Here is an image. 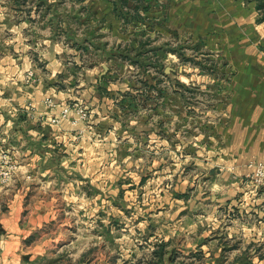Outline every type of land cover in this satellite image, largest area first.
I'll return each mask as SVG.
<instances>
[{
  "label": "crops",
  "instance_id": "0c3cea01",
  "mask_svg": "<svg viewBox=\"0 0 264 264\" xmlns=\"http://www.w3.org/2000/svg\"><path fill=\"white\" fill-rule=\"evenodd\" d=\"M158 1L155 2L157 7L150 5L146 13L139 12L146 18L145 25L163 34L165 44L168 42L166 36L169 39L172 33L181 42L183 36H186V41L191 39L196 43H209L219 51L222 48L225 57L231 61V66L225 69L231 78L226 110L222 119L212 118L213 128L216 129L219 123L220 131H217V136L213 134L211 137L213 144L214 139L219 140V152H214L216 144L207 147L205 152L199 151V154L211 157L201 162L202 165L208 160L214 163L209 168L210 173H216L217 168L222 166L219 168L222 170L221 177L214 183L216 188L213 191L217 194L209 198L216 205V208L212 207V220L219 215L227 217L228 222L224 223L226 228L220 227V223L215 226L214 222L213 225L209 223L208 227L191 226L185 230L186 233L179 232L182 228H177L174 232L169 231L168 236L164 233V238L160 237L162 242L158 244L155 242L159 237L157 231L148 223L149 226H139L130 234H136V238L142 237L144 242L139 241V246H128L123 233L125 230L120 225L125 220L124 211L117 210L119 197L115 199L116 207L112 206L110 211H107L105 201H100L103 197L95 199V206L99 202L101 206L93 209L90 197L86 194L55 195L45 182L35 181L32 183L41 188L37 195L29 189L30 184L24 183L21 186L22 189L25 186L21 189L24 194H0V264H264V184L258 185L254 180L246 178L253 172L249 164L264 163V20H261L257 1ZM5 43L4 40L6 51L18 49L20 63L18 68L12 70L9 63L13 62L11 52L5 54L2 62L0 142H9L26 160L37 157L35 163L44 170L45 176L50 166L53 170L57 168L68 171L72 166H77L83 171L82 179L93 186L101 184L99 179H93L91 175L92 170L101 168L95 161L100 159L99 156L104 158L108 148L109 151L117 150L116 141L128 138L123 128L124 120L119 114L125 104L119 93L122 89L113 88L109 75L101 74L95 84L78 92L76 97L83 96L84 101L96 110L95 119L91 120L94 131L87 130L85 122L74 126L78 118L75 114L61 123H45L38 118L19 116L16 112L8 115L13 112L12 109L16 111V108L21 112L26 103L24 92H30L23 82V72L28 64L25 62L26 57L32 56L34 62L43 59L40 66L56 76L60 77L63 73L50 70L57 58H60L59 52L48 58L50 54L43 51L30 53L20 39L12 45ZM119 47H116L117 50ZM79 58L84 63V57L79 55ZM78 62H75V67L81 64ZM38 64L36 67L40 70ZM52 80L54 84L57 81L51 79L47 81L48 84ZM12 85L15 90L13 93ZM57 86H52L56 91L46 83H41L35 89L36 96H31V99L40 112L50 110L40 105L48 95L44 93L45 89L63 98V94L58 91L63 92L68 86ZM75 86L72 87L74 90ZM91 93L92 98H99H93L94 103H90V97L87 96ZM166 119L163 116L149 133L154 141L163 139L164 147L171 138H176L167 129ZM141 125L139 123V129ZM18 126L19 129L13 131ZM28 126L32 131H28ZM83 131L84 137L80 140L77 137ZM47 191L51 194H47ZM175 193L184 197L181 192ZM120 197L124 198L123 193ZM205 200L199 195L194 204ZM75 220L79 221L78 224H74ZM182 233H185L184 243H175V237ZM65 235H68V240ZM94 241L99 244H93ZM98 250H104L105 255L97 256Z\"/></svg>",
  "mask_w": 264,
  "mask_h": 264
},
{
  "label": "rangeland",
  "instance_id": "374dc122",
  "mask_svg": "<svg viewBox=\"0 0 264 264\" xmlns=\"http://www.w3.org/2000/svg\"><path fill=\"white\" fill-rule=\"evenodd\" d=\"M156 1L0 0V72L3 70L5 54L11 52L4 49L3 41L12 45L20 39L30 53L43 51L50 54V58L59 52L60 58L50 70L63 73L60 77L56 76L40 66L43 59L34 62L32 56L26 57L25 62L28 64L23 72V82L30 92H24L26 103L21 112L14 106L16 111L12 109L13 112L8 115L16 112L19 116L38 118L45 123H61L75 114L78 118L74 126L85 122L87 130L94 131L91 120L95 119L96 110L84 101L83 96H76L104 74L109 75L113 88L122 89L119 93L125 104L119 114L124 120L123 128L128 136L116 141L117 150L109 151L108 148L105 157L99 156L100 159L95 161L101 168L92 170L91 175L102 182L94 185L102 189L99 191L82 179L81 168L72 166L68 171L53 170L50 166L45 176L44 170L35 163L37 157L26 160L19 155L18 149L2 140L0 194L17 196L25 188H21L24 183L30 184L29 189L37 195L41 188L32 182H45L55 195L86 194L90 197L93 209L101 206V202L95 206V199L103 197L105 200L101 198L100 201H105L107 211L112 209L115 199L119 197L117 210L124 211L125 217L120 225L125 230L123 233L127 245L132 244L133 247L139 246V241L144 242L142 237L130 235L139 226L144 228L153 225L159 236L155 239L158 244L162 242L160 237L164 238V233L168 236L169 231L174 232L177 228H182L179 232L186 233L185 230L191 226L208 227L213 222L215 226L220 223V227L226 228L224 223L228 222L227 217L219 215L212 220V207L216 208V205L209 198L217 194L213 191L216 188L214 183L221 177L222 170L219 168L222 166L217 168V174L210 173L209 168L214 163L208 160L206 163H210L204 162L202 165V159L211 157L203 156L199 151L205 152L207 147L216 144L214 152H219V140L214 139L213 144L211 138L220 131L219 123L215 125L216 129L213 128L212 118L222 119L226 110L231 78L225 69L231 66V61L225 57L222 48L219 51L209 43H196L191 39L186 41V36L181 42L172 33L169 39L166 36L168 42L165 44L163 34L145 25L146 18L140 15V12L146 13L148 6L155 5ZM260 14L262 19L264 11ZM11 54L13 62L9 63L13 70L20 63L18 49H14ZM79 55L84 57V63L80 61ZM75 62L81 64L75 67ZM37 63L40 70L36 67ZM51 79H57L55 84L54 80L48 84L47 81ZM41 83L49 87H58L57 84L68 86L65 91H58L63 94V98L50 94V90H44L48 95L40 105L49 108L48 112H40L31 99V96H36L35 89ZM2 86L0 78L1 90ZM74 86L75 90L72 88ZM55 87L52 88L56 90ZM14 91L12 85L11 92ZM91 95H87L90 103H94L93 98L99 99ZM163 116L168 118L165 120L167 129L176 135L166 147L163 139L154 141L149 137L152 126ZM139 123L143 124L141 129ZM18 129L19 126L13 131ZM83 137L84 131L77 138L81 140ZM246 178L253 180V172ZM175 192H181L184 197L177 196ZM46 193L51 194L49 191ZM122 193L124 198L120 197ZM199 195L206 200L195 205ZM78 222L75 220L74 224ZM185 233L177 235L174 242L184 243ZM113 237L115 240V235ZM65 239H69L68 235H65ZM103 251H96V255L104 256Z\"/></svg>",
  "mask_w": 264,
  "mask_h": 264
},
{
  "label": "built area",
  "instance_id": "2783aa9c",
  "mask_svg": "<svg viewBox=\"0 0 264 264\" xmlns=\"http://www.w3.org/2000/svg\"><path fill=\"white\" fill-rule=\"evenodd\" d=\"M251 168H253V180L258 185L264 184V163H251Z\"/></svg>",
  "mask_w": 264,
  "mask_h": 264
},
{
  "label": "trees",
  "instance_id": "16d2710c",
  "mask_svg": "<svg viewBox=\"0 0 264 264\" xmlns=\"http://www.w3.org/2000/svg\"><path fill=\"white\" fill-rule=\"evenodd\" d=\"M257 9L258 11H264V0H257ZM261 20H264V16Z\"/></svg>",
  "mask_w": 264,
  "mask_h": 264
}]
</instances>
